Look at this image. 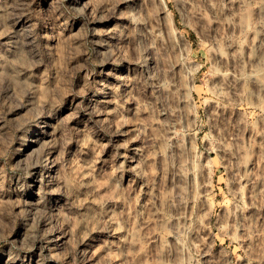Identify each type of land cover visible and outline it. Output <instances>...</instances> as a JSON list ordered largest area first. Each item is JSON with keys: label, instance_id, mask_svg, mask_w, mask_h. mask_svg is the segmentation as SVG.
Wrapping results in <instances>:
<instances>
[{"label": "rangeland", "instance_id": "rangeland-1", "mask_svg": "<svg viewBox=\"0 0 264 264\" xmlns=\"http://www.w3.org/2000/svg\"><path fill=\"white\" fill-rule=\"evenodd\" d=\"M5 3L44 103L0 120V264H264V0Z\"/></svg>", "mask_w": 264, "mask_h": 264}, {"label": "clouds", "instance_id": "clouds-1", "mask_svg": "<svg viewBox=\"0 0 264 264\" xmlns=\"http://www.w3.org/2000/svg\"><path fill=\"white\" fill-rule=\"evenodd\" d=\"M83 14V12H81ZM16 5H0V40L8 37L0 48L6 49L0 52V120L17 107L33 108L44 102L38 97L42 94L38 85L33 81L35 68L43 66L40 45L31 38V29H21L14 32V26L7 21L14 20L19 23ZM50 103L53 97H60V86L55 79L49 83L46 89ZM127 147V145H122Z\"/></svg>", "mask_w": 264, "mask_h": 264}]
</instances>
